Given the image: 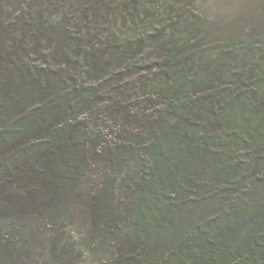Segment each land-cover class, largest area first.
I'll list each match as a JSON object with an SVG mask.
<instances>
[{
  "label": "trees",
  "instance_id": "trees-1",
  "mask_svg": "<svg viewBox=\"0 0 264 264\" xmlns=\"http://www.w3.org/2000/svg\"><path fill=\"white\" fill-rule=\"evenodd\" d=\"M42 1L18 41L0 22V219L68 202L104 113L126 138L105 160L130 170L119 204L91 199V236H119L101 264H264V42L211 39L165 0H64L54 20ZM30 43L58 64L26 63Z\"/></svg>",
  "mask_w": 264,
  "mask_h": 264
},
{
  "label": "rangeland",
  "instance_id": "rangeland-1",
  "mask_svg": "<svg viewBox=\"0 0 264 264\" xmlns=\"http://www.w3.org/2000/svg\"><path fill=\"white\" fill-rule=\"evenodd\" d=\"M59 1V6L51 5L45 13L53 20L65 5L64 0ZM37 2L43 3L42 0H0V22L4 27L10 28L4 33L9 43L19 39L15 28L10 26L15 12H27L31 7L29 5L34 8ZM165 2L177 8L184 6L189 13L205 18L210 26L207 28V35L211 39L242 38L255 43L264 42V0ZM31 49L30 43L25 50L26 63L58 64L48 61L44 56L49 51V46L42 44L45 52L40 55H35ZM141 96L139 104L132 102L129 109L131 113L148 114L155 109L154 104L144 103ZM119 124L121 123L112 122L104 113L90 123L88 145L90 150L98 153L92 152L90 155L88 171L81 177L64 206L45 214L0 219V245L7 243L6 251L0 254V264H64L66 259H71L72 264H101L111 256L117 247L119 236L108 233L103 243L99 238L91 236L94 224L90 204L93 196L99 193L111 195L114 205L121 200L123 180L130 168L106 161L107 155L102 152L103 148H110L114 153L117 151L116 146L125 143V134L121 133ZM134 126L138 128L137 125ZM138 154L145 156L142 152ZM137 157L135 155L130 158L132 167ZM123 229H126V225L120 228L121 231Z\"/></svg>",
  "mask_w": 264,
  "mask_h": 264
}]
</instances>
